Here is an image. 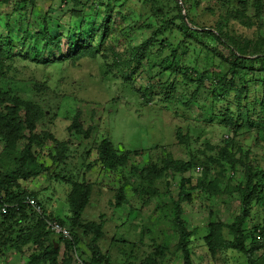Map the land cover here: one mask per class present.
I'll list each match as a JSON object with an SVG mask.
<instances>
[{
  "label": "rangeland",
  "instance_id": "obj_1",
  "mask_svg": "<svg viewBox=\"0 0 264 264\" xmlns=\"http://www.w3.org/2000/svg\"><path fill=\"white\" fill-rule=\"evenodd\" d=\"M19 1L0 0V187L41 202L88 264L99 226L109 264H184L183 229L193 264H250L230 246L246 169L264 171V0ZM235 57L253 71L235 76ZM9 93L41 111L34 132ZM15 123L24 129L12 147ZM32 133L44 171L8 187L29 171ZM103 143L130 153L127 165L111 169ZM250 208L247 248L264 227V207ZM24 223L0 215V264H50L36 241H12L38 225ZM67 242L58 264H75ZM257 256L264 264V249Z\"/></svg>",
  "mask_w": 264,
  "mask_h": 264
},
{
  "label": "trees",
  "instance_id": "obj_2",
  "mask_svg": "<svg viewBox=\"0 0 264 264\" xmlns=\"http://www.w3.org/2000/svg\"><path fill=\"white\" fill-rule=\"evenodd\" d=\"M10 1H14V3L17 4V6L19 4H21V2L19 0H8V2H10ZM22 1L31 2L32 0H22ZM51 42L53 44L57 45L58 47H61L60 43H54V42H56L55 39L51 38ZM49 44H50V42L48 41L47 45H49ZM59 51H61V50H59ZM247 65L249 66L250 71H253L254 62L252 59L245 58V57H243V58L242 57H235V61L231 65V69L233 70L232 71L233 74H235V76H236V74H238L240 72L239 70L245 69ZM262 66H263L262 71L264 72V62H262ZM232 82H233L232 80L227 81V80H225V78L220 80V84L223 87L230 86ZM227 92H228V94L230 93L229 91H227ZM225 94H226V92H225ZM8 97H9L8 101L10 103L13 102V104H14V107H15L14 114H16L17 112L19 113L21 108L25 110L24 116L26 118H25V125L24 126L26 127V129L30 130L31 132H34L36 129L37 121H39L42 117L41 111L37 110L32 104L27 103L25 101H22L20 97L13 96L12 93H9ZM263 105H264V103H263ZM4 123H5V121H4ZM21 124H24V121ZM80 127H81V125L77 121H75V123L73 124V127L68 129V131L70 132V131L76 130L78 132L79 130H81ZM23 129H24V127H22L20 124L19 125H17L16 123L13 124L10 131H8L6 136L4 137L5 139H9L8 145H10L12 147L15 146V142L18 139H20L19 133ZM39 138L40 137L36 134L32 133L30 135V137H29L30 144L21 153V156H22L21 165H25L29 162L30 165L25 166L26 168H29V171L27 173L20 174L18 177L13 176L11 178H8L5 181V184L8 187H10V185L13 184V182L17 181L19 178H21L23 180H29L30 178L40 176V174L44 171L43 167L37 163V159L34 157V155L32 153L33 144L36 143V141L38 142ZM31 145H32V147H31ZM101 147L103 149L101 152L102 157L105 159L106 162H108V166L111 169H115V167H117V166H124L125 167L127 165L128 160L131 157L130 153H125V155H123V156L116 155V154H114L113 146L109 143H107V144L103 143ZM62 154H63V152L60 153L59 158L62 157ZM23 169H24V167H23ZM169 169H171V165H168L167 168L164 169V171L169 170ZM246 171H247V173H246L247 181H246V185H245V193L246 194L243 196V198L241 200L243 210L241 213V217L232 226L235 230V235H236L235 237L236 238H235V242H233V244L230 247L232 249L236 250L238 254H241L242 256H244L250 264H257V259H258L257 253L264 249V227H262V228L256 227L252 230L254 234L251 237L253 238L254 241H257V242L251 243L250 247L247 248V245L245 244L247 237H246L245 230H243V228H242V225L249 218V215L251 213V211H250L251 205H253L256 202L259 205H261L262 207H264V195L258 192V187H257V182H260L261 187L264 186V171H256L255 169H253V171H252V169L250 167H248L246 169ZM160 174H158V175H160ZM0 189L6 193L8 204H10V205L18 204V206L20 208L19 212H17L16 209H11L8 211L7 214L3 215L0 213V215L4 216L8 221L15 220L18 224H26L24 222L31 219V218H35V220L38 223L37 227H34L33 230L26 231V228L24 230H21L20 233L17 235V237H15L14 240H12V241L14 243H18V242L22 241L23 244H27L30 240L31 241L33 240L32 242L36 241L38 243V246L40 247V249H43V251H44L43 252L44 255H42L43 253L40 254L38 256L39 259H37V261H40V262H42V261L48 262L49 261L50 264H58L57 263L58 262L57 261V255L59 253L58 251L61 249V247L64 243L63 239L60 237H57L55 235H51L47 231L46 222L40 221L38 216L25 204L26 198L29 197L30 195L12 196L4 188L0 187ZM86 199H87L86 192H82L81 193L82 206L87 203V202L85 203ZM39 203L41 204V202H39ZM0 208H1V206H0ZM179 211H180V207L177 206L176 215L178 218L180 217ZM50 218L55 219L53 217H50ZM56 221L62 225V223L60 221H58V220H56ZM63 227H65V226H63ZM101 230H102V227L99 226L97 231H96L95 237L91 241L92 260L89 261V263H91V264L92 263L93 264H109L107 259L102 255L100 245H99L100 240L102 238V234H101L102 231ZM25 231H26V233H25ZM180 234L182 236L181 251H182L183 257H184V264H193L192 253L189 249V245L192 246L193 242L190 240L187 231H185L184 229L181 230ZM71 238H72V236H71ZM65 242H67V241H65ZM57 245L59 246V248H56ZM230 247H228V248H230ZM67 248H69V250H71L72 253H74V250H77V243L74 242L73 240H71V241L67 242ZM228 248H226V249H228ZM15 257L19 258L18 255H15L13 257V259ZM13 259H11V261ZM17 260H19V259H17ZM9 263H10V261H9ZM17 263H18V261L15 264H17Z\"/></svg>",
  "mask_w": 264,
  "mask_h": 264
},
{
  "label": "built area",
  "instance_id": "obj_3",
  "mask_svg": "<svg viewBox=\"0 0 264 264\" xmlns=\"http://www.w3.org/2000/svg\"><path fill=\"white\" fill-rule=\"evenodd\" d=\"M25 204L38 216L40 221H45L47 225V231L63 239V241H71L70 231L59 224L55 219H51L50 214L46 212L45 208L39 203L38 200L29 196L26 198ZM0 213L7 214L9 210L16 209L17 212L20 211L18 204L10 205L7 202V195L4 191L0 189ZM75 264H88L83 261L77 250L73 253Z\"/></svg>",
  "mask_w": 264,
  "mask_h": 264
},
{
  "label": "clouds",
  "instance_id": "obj_4",
  "mask_svg": "<svg viewBox=\"0 0 264 264\" xmlns=\"http://www.w3.org/2000/svg\"><path fill=\"white\" fill-rule=\"evenodd\" d=\"M66 228V227H65ZM52 235V234H51ZM56 236V235H55ZM58 237V236H57ZM63 242H65V241H63ZM64 244V243H63Z\"/></svg>",
  "mask_w": 264,
  "mask_h": 264
},
{
  "label": "water",
  "instance_id": "obj_5",
  "mask_svg": "<svg viewBox=\"0 0 264 264\" xmlns=\"http://www.w3.org/2000/svg\"><path fill=\"white\" fill-rule=\"evenodd\" d=\"M58 247V245L56 246V248Z\"/></svg>",
  "mask_w": 264,
  "mask_h": 264
}]
</instances>
